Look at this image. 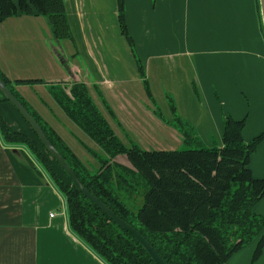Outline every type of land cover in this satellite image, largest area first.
<instances>
[{"label":"crops","instance_id":"crops-1","mask_svg":"<svg viewBox=\"0 0 264 264\" xmlns=\"http://www.w3.org/2000/svg\"><path fill=\"white\" fill-rule=\"evenodd\" d=\"M65 8L73 39L61 41V57L49 44L53 30L45 15L0 18V69L90 169L101 166L91 150L103 152L53 95L75 82L86 85L124 143L131 138L144 149L184 145L183 134L168 123L174 116L170 98L208 146L222 145L225 114L246 119V141L264 133L259 0H125L128 30L165 119L157 113L121 31L119 1L65 0ZM0 107L13 130L32 136L11 102ZM117 160L129 164L126 154ZM250 168L255 177H264V139ZM255 211L264 215V197ZM260 237L227 264H251ZM0 264H108L72 230L66 197L31 150L8 143L1 131ZM255 264H264V247Z\"/></svg>","mask_w":264,"mask_h":264},{"label":"trees","instance_id":"trees-1","mask_svg":"<svg viewBox=\"0 0 264 264\" xmlns=\"http://www.w3.org/2000/svg\"><path fill=\"white\" fill-rule=\"evenodd\" d=\"M118 1L121 31L136 57L146 91L157 113L164 118L128 30L125 0ZM19 13L48 17L53 30L49 44L57 56H65L61 41L73 39L65 0H0L1 20ZM66 67L71 69L68 61ZM0 76L35 117L81 183L134 226L166 264H227L234 253L261 236L251 264L259 259L264 247V215L255 211V205L264 197V177L253 175L250 161L264 133L246 141L245 118L235 119L225 114L222 145L208 146L195 127L180 116L170 98L174 116L168 123L183 134L184 145L174 150H148L131 138L128 144L124 143L93 101L86 85L75 82L54 91L53 95L66 114L102 150V154L91 150L101 166L90 169L18 93L1 69ZM3 101L9 100L0 99V104ZM0 131L8 143L23 144L31 150L66 197L72 230L108 264H157L129 231L72 184L34 132L37 140L10 127L1 107ZM121 154L127 155L129 164L117 160Z\"/></svg>","mask_w":264,"mask_h":264},{"label":"water","instance_id":"water-1","mask_svg":"<svg viewBox=\"0 0 264 264\" xmlns=\"http://www.w3.org/2000/svg\"><path fill=\"white\" fill-rule=\"evenodd\" d=\"M262 23L264 28V0H259ZM0 91L19 111V113L23 116L26 122L31 127L32 131L38 136L39 140L49 152L52 158L58 162L60 167L65 171L68 178L71 180L72 184H74L86 197H88L92 202H94L97 206H99L104 212H106L117 224H119L122 228L129 231L148 251V253L152 256V258L157 262V264H166L165 261L161 258L158 252L154 249V247L148 242V240L130 223L122 219L118 216L114 210L109 207L105 202L95 196L89 189H87L79 180L78 176L66 161V159L60 154V152L56 149V147L51 143L48 139L46 133L35 119V117L31 114V112L25 107V105L13 94V92L9 89V87L5 84L3 79L0 76Z\"/></svg>","mask_w":264,"mask_h":264},{"label":"rangeland","instance_id":"rangeland-1","mask_svg":"<svg viewBox=\"0 0 264 264\" xmlns=\"http://www.w3.org/2000/svg\"><path fill=\"white\" fill-rule=\"evenodd\" d=\"M1 96H2V95H1ZM31 137L34 138L35 140H37L36 137H35V135H34V133H32V136H31ZM38 144H39V143H38ZM42 150L45 151L43 148H42ZM50 158H51V156H50ZM51 160H52V159H51ZM52 163L56 166V168L58 169V171L61 173V175L63 176L64 180H65L67 183L70 184L68 178H67V177L61 172L60 168H59L58 165L55 163V161L52 160Z\"/></svg>","mask_w":264,"mask_h":264},{"label":"built area","instance_id":"built-area-1","mask_svg":"<svg viewBox=\"0 0 264 264\" xmlns=\"http://www.w3.org/2000/svg\"><path fill=\"white\" fill-rule=\"evenodd\" d=\"M54 215V214H53Z\"/></svg>","mask_w":264,"mask_h":264}]
</instances>
